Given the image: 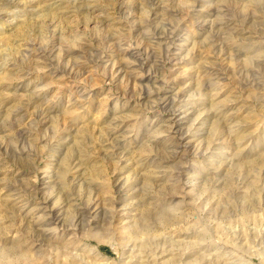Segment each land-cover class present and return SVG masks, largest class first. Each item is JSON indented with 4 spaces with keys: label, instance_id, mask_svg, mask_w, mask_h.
I'll return each mask as SVG.
<instances>
[{
    "label": "rangeland",
    "instance_id": "1",
    "mask_svg": "<svg viewBox=\"0 0 264 264\" xmlns=\"http://www.w3.org/2000/svg\"><path fill=\"white\" fill-rule=\"evenodd\" d=\"M0 264H264V0H0Z\"/></svg>",
    "mask_w": 264,
    "mask_h": 264
}]
</instances>
